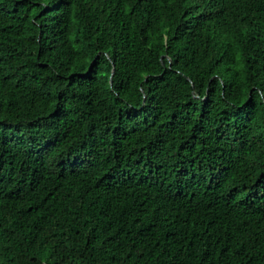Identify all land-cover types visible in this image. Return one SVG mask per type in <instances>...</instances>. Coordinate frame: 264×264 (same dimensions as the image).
Returning a JSON list of instances; mask_svg holds the SVG:
<instances>
[{
    "label": "trees",
    "instance_id": "obj_1",
    "mask_svg": "<svg viewBox=\"0 0 264 264\" xmlns=\"http://www.w3.org/2000/svg\"><path fill=\"white\" fill-rule=\"evenodd\" d=\"M0 264H264V0H0Z\"/></svg>",
    "mask_w": 264,
    "mask_h": 264
},
{
    "label": "water",
    "instance_id": "obj_2",
    "mask_svg": "<svg viewBox=\"0 0 264 264\" xmlns=\"http://www.w3.org/2000/svg\"><path fill=\"white\" fill-rule=\"evenodd\" d=\"M114 75V69H113V74H112V76Z\"/></svg>",
    "mask_w": 264,
    "mask_h": 264
}]
</instances>
